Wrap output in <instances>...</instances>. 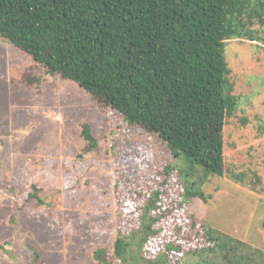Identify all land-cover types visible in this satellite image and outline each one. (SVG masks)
Returning a JSON list of instances; mask_svg holds the SVG:
<instances>
[{
  "label": "rangeland",
  "instance_id": "rangeland-1",
  "mask_svg": "<svg viewBox=\"0 0 264 264\" xmlns=\"http://www.w3.org/2000/svg\"><path fill=\"white\" fill-rule=\"evenodd\" d=\"M225 54L238 101L226 161L264 181V40L233 39ZM187 170L156 137L0 39V264H98V248L113 264L117 237L142 231L145 214L155 218L146 259L264 264V198L210 176L206 202L188 200L203 175ZM32 185L55 205L21 211Z\"/></svg>",
  "mask_w": 264,
  "mask_h": 264
},
{
  "label": "trees",
  "instance_id": "trees-1",
  "mask_svg": "<svg viewBox=\"0 0 264 264\" xmlns=\"http://www.w3.org/2000/svg\"><path fill=\"white\" fill-rule=\"evenodd\" d=\"M262 28L264 0H0L1 40L156 137L185 163L187 176L201 171L186 198L204 202L200 186L210 176L264 198V181L229 166L224 144L226 120L238 106L227 43L263 41ZM16 187L8 191L18 198L24 192ZM31 189L21 211L55 205L42 189ZM154 221L145 214L142 231L119 234L113 264H165L143 257ZM106 252H94L98 264L108 262ZM224 258L213 264L231 263Z\"/></svg>",
  "mask_w": 264,
  "mask_h": 264
}]
</instances>
